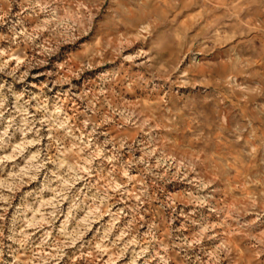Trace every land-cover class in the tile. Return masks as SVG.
Returning <instances> with one entry per match:
<instances>
[{
	"label": "rangeland",
	"instance_id": "rangeland-1",
	"mask_svg": "<svg viewBox=\"0 0 264 264\" xmlns=\"http://www.w3.org/2000/svg\"><path fill=\"white\" fill-rule=\"evenodd\" d=\"M0 264H264V0H0Z\"/></svg>",
	"mask_w": 264,
	"mask_h": 264
}]
</instances>
